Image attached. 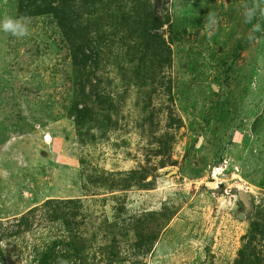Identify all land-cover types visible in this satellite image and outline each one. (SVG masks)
I'll use <instances>...</instances> for the list:
<instances>
[{
  "label": "rangeland",
  "instance_id": "374dc122",
  "mask_svg": "<svg viewBox=\"0 0 264 264\" xmlns=\"http://www.w3.org/2000/svg\"><path fill=\"white\" fill-rule=\"evenodd\" d=\"M253 5L0 0V264H264Z\"/></svg>",
  "mask_w": 264,
  "mask_h": 264
},
{
  "label": "clouds",
  "instance_id": "9594fccd",
  "mask_svg": "<svg viewBox=\"0 0 264 264\" xmlns=\"http://www.w3.org/2000/svg\"><path fill=\"white\" fill-rule=\"evenodd\" d=\"M264 15V12H260L257 6L246 7L244 10V17L246 23H251L258 15ZM207 28V35L211 37L218 26V18L215 13L210 12L205 21ZM0 32L8 34L16 39H23L29 36V20L26 17H12L5 16L0 17ZM264 32L260 23L252 25L251 31L247 36L249 41H255L257 39L256 34Z\"/></svg>",
  "mask_w": 264,
  "mask_h": 264
},
{
  "label": "trees",
  "instance_id": "16d2710c",
  "mask_svg": "<svg viewBox=\"0 0 264 264\" xmlns=\"http://www.w3.org/2000/svg\"><path fill=\"white\" fill-rule=\"evenodd\" d=\"M237 194H240L241 195V192H237ZM72 239L70 240V244H69V247H71L72 248V251H73V246H72ZM49 250L47 251V252H45V253H43L42 254V256H41V258H42V260L44 261V260H48L49 258H51L52 257V251L54 250L52 247H50V248H48Z\"/></svg>",
  "mask_w": 264,
  "mask_h": 264
},
{
  "label": "water",
  "instance_id": "95a60500",
  "mask_svg": "<svg viewBox=\"0 0 264 264\" xmlns=\"http://www.w3.org/2000/svg\"><path fill=\"white\" fill-rule=\"evenodd\" d=\"M153 33H159V34H163V32H160V31H153Z\"/></svg>",
  "mask_w": 264,
  "mask_h": 264
}]
</instances>
